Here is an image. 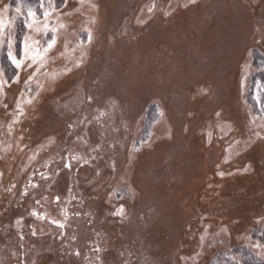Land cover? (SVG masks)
<instances>
[{
	"label": "rangeland",
	"instance_id": "374dc122",
	"mask_svg": "<svg viewBox=\"0 0 264 264\" xmlns=\"http://www.w3.org/2000/svg\"><path fill=\"white\" fill-rule=\"evenodd\" d=\"M261 84L264 0H0V264H264Z\"/></svg>",
	"mask_w": 264,
	"mask_h": 264
},
{
	"label": "trees",
	"instance_id": "16d2710c",
	"mask_svg": "<svg viewBox=\"0 0 264 264\" xmlns=\"http://www.w3.org/2000/svg\"><path fill=\"white\" fill-rule=\"evenodd\" d=\"M18 2L19 4H22V6L24 7H27L30 9H33V8L37 9L39 7L40 0H18ZM97 254H99V252Z\"/></svg>",
	"mask_w": 264,
	"mask_h": 264
},
{
	"label": "snow or ice",
	"instance_id": "6c2138e0",
	"mask_svg": "<svg viewBox=\"0 0 264 264\" xmlns=\"http://www.w3.org/2000/svg\"><path fill=\"white\" fill-rule=\"evenodd\" d=\"M51 46V45H49ZM9 60L12 61V63L16 64V66L18 67L19 64L17 63L16 59L12 56L11 52H9ZM264 89V84L261 85H257V93L258 95L264 94V92H262L261 90Z\"/></svg>",
	"mask_w": 264,
	"mask_h": 264
}]
</instances>
